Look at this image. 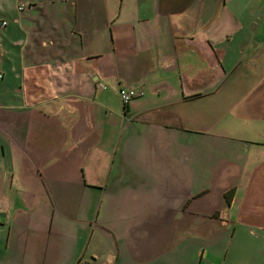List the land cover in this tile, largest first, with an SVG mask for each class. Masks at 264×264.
I'll use <instances>...</instances> for the list:
<instances>
[{"label":"crops","instance_id":"obj_1","mask_svg":"<svg viewBox=\"0 0 264 264\" xmlns=\"http://www.w3.org/2000/svg\"><path fill=\"white\" fill-rule=\"evenodd\" d=\"M0 73V264H264V0H0Z\"/></svg>","mask_w":264,"mask_h":264},{"label":"rangeland","instance_id":"obj_2","mask_svg":"<svg viewBox=\"0 0 264 264\" xmlns=\"http://www.w3.org/2000/svg\"><path fill=\"white\" fill-rule=\"evenodd\" d=\"M95 66L101 67V64H98L97 62L95 63ZM8 88H2L0 89V101H3L4 104H10L12 103V98H11V94L8 93V91L6 90ZM97 114L99 115V123L103 124V126L105 127V131H106V135L103 138V144H102V148L103 149H112V147H116L118 142H121V140L123 139L124 136H126V133H122V129L126 126V117L123 116V107L125 106L122 99L119 97V94L116 93V91H107L104 96L102 97H98L97 98ZM135 101V100H134ZM119 112H121V114L119 115ZM12 115V114H11ZM114 119H116L117 121H115ZM115 121V123H114ZM119 121H121L119 123ZM98 124H96L97 127ZM21 126H25V124H21ZM46 127V126H45ZM8 129H6L7 132ZM48 131V130H47ZM15 134L18 138L20 139H24L25 140V136L24 134H21L19 131H10L8 130V134ZM54 132H52V135H50V137H48V135H46V138L41 137L40 140L38 142H40V144L38 146L33 145L34 148H40V147H47L51 145V152L53 153V151L59 148H62L63 152H67L70 151L72 148V144L76 145V139L75 136H73V141L71 139V137L69 138L66 137L63 140V136L64 135H56ZM36 136V133L35 135ZM98 135L93 136L92 141H96L97 140ZM22 139V140H23ZM11 140L10 137L7 136V134H2L0 132V149L4 146L5 147V157L2 158L0 155V162L2 165L5 166L6 170L5 172H7L9 174L8 176V180H10V172H11V168L13 165V161L11 158L12 155V148L9 144V141ZM36 151V150H33ZM3 173V171H1ZM74 174H71V176H73ZM8 180H7V185L5 186L4 191L7 189L8 187ZM1 194V192H0ZM227 248V246H225V249ZM224 255V254H222Z\"/></svg>","mask_w":264,"mask_h":264},{"label":"built area","instance_id":"obj_3","mask_svg":"<svg viewBox=\"0 0 264 264\" xmlns=\"http://www.w3.org/2000/svg\"><path fill=\"white\" fill-rule=\"evenodd\" d=\"M21 11L23 10V7H20ZM6 26V23L4 22L2 24V27ZM3 80V74L0 73V81ZM119 97L122 99L124 105L126 107L129 106L130 102L139 97L142 93L137 92L136 90H128L127 88H121L120 91H118ZM78 264H90V263H78Z\"/></svg>","mask_w":264,"mask_h":264},{"label":"trees","instance_id":"obj_4","mask_svg":"<svg viewBox=\"0 0 264 264\" xmlns=\"http://www.w3.org/2000/svg\"><path fill=\"white\" fill-rule=\"evenodd\" d=\"M231 195H232V192L231 191L228 192L227 194H225V197H226L228 203L231 202Z\"/></svg>","mask_w":264,"mask_h":264}]
</instances>
